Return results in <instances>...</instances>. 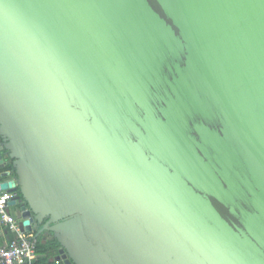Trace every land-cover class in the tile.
<instances>
[{"label": "water", "instance_id": "obj_1", "mask_svg": "<svg viewBox=\"0 0 264 264\" xmlns=\"http://www.w3.org/2000/svg\"><path fill=\"white\" fill-rule=\"evenodd\" d=\"M12 174L62 264H264V0H0Z\"/></svg>", "mask_w": 264, "mask_h": 264}, {"label": "built area", "instance_id": "obj_2", "mask_svg": "<svg viewBox=\"0 0 264 264\" xmlns=\"http://www.w3.org/2000/svg\"><path fill=\"white\" fill-rule=\"evenodd\" d=\"M16 196L14 192L0 190V229L11 234L9 242L0 246V264H34L38 238L33 232H21L18 221L9 212Z\"/></svg>", "mask_w": 264, "mask_h": 264}, {"label": "trees", "instance_id": "obj_3", "mask_svg": "<svg viewBox=\"0 0 264 264\" xmlns=\"http://www.w3.org/2000/svg\"><path fill=\"white\" fill-rule=\"evenodd\" d=\"M5 171H12L10 164L6 167ZM58 248L59 245L54 239L48 242L38 239L36 246V260L34 264H54V261L52 260L57 255Z\"/></svg>", "mask_w": 264, "mask_h": 264}, {"label": "crops", "instance_id": "obj_4", "mask_svg": "<svg viewBox=\"0 0 264 264\" xmlns=\"http://www.w3.org/2000/svg\"><path fill=\"white\" fill-rule=\"evenodd\" d=\"M10 178H13V175H11L8 178H2L0 179V182L4 181L5 179L8 180ZM20 207L21 204H16L15 206H10L9 212L11 215L14 216V218L19 221L20 219ZM11 239V234H9L7 231L0 229V246L4 245L5 243H8ZM52 261H54V264H62L59 262L56 258H54Z\"/></svg>", "mask_w": 264, "mask_h": 264}, {"label": "flooded vegetation", "instance_id": "obj_5", "mask_svg": "<svg viewBox=\"0 0 264 264\" xmlns=\"http://www.w3.org/2000/svg\"><path fill=\"white\" fill-rule=\"evenodd\" d=\"M43 226V225H42ZM35 237L37 236L38 239L43 240L44 242H48L50 240H53L54 238L52 237V235L47 232V231H42L41 227H39L37 229V231L34 232L33 234ZM60 250V248L57 249V255L54 257L56 258L59 262H61L60 260V256L58 255V251Z\"/></svg>", "mask_w": 264, "mask_h": 264}]
</instances>
